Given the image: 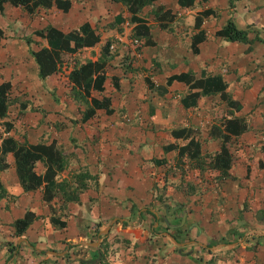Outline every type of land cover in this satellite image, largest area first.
<instances>
[{
    "label": "crops",
    "instance_id": "1",
    "mask_svg": "<svg viewBox=\"0 0 264 264\" xmlns=\"http://www.w3.org/2000/svg\"><path fill=\"white\" fill-rule=\"evenodd\" d=\"M229 1L193 0L189 7L176 0L144 4L136 15L144 19L153 43L139 48L133 44L128 3L70 0L66 12L43 8L68 15L57 22L74 25L49 26L67 32L87 22L99 34L93 47L73 53L81 51L78 65L103 61L101 88H91L92 75L86 95L84 85L70 82L72 95L62 94L60 71L39 79L25 39L0 38V55L6 52L18 60L20 74L14 83L25 81L23 98L28 100L23 109L22 99L13 103L16 113H22L20 121L0 138L28 144L53 140L65 153L66 175H88L81 177L83 185L74 199L63 201L55 193L46 201L42 186L23 189L12 155H5L7 166L0 170V264H264V0ZM167 8L173 18L166 28L159 27L154 14ZM206 8L213 13L194 28L193 17ZM227 19L246 29L254 42L235 43L215 35ZM197 34L202 39L191 44ZM106 40L110 44L103 55ZM147 48L157 51L147 53ZM180 48L197 59L179 57L183 63L172 70L165 56ZM28 71L34 74L32 86L26 82ZM179 73L194 80L219 76L230 101L200 90L189 98L193 89L168 80ZM6 80L14 89L12 79ZM53 91L57 97L47 99ZM90 98L106 99L109 111L94 109L83 118ZM40 102L46 104L43 111ZM189 139L197 146L178 154ZM32 170L41 174L44 166L36 161ZM64 177L58 171L55 180ZM26 211L36 218L15 234L12 222Z\"/></svg>",
    "mask_w": 264,
    "mask_h": 264
},
{
    "label": "trees",
    "instance_id": "2",
    "mask_svg": "<svg viewBox=\"0 0 264 264\" xmlns=\"http://www.w3.org/2000/svg\"><path fill=\"white\" fill-rule=\"evenodd\" d=\"M117 1V0H113ZM123 3H128L127 11L129 12V21L133 23L132 26V37L135 39L136 48L144 45H151L153 42L151 40V35L149 28L146 25L144 19L136 15L138 9L144 4L151 2L153 0H119ZM177 4L184 7L191 6L193 0H176ZM9 4L12 7H20L28 14H31L37 8H49L54 6L61 12H66L70 7V0H0V12L3 10V5ZM213 11L206 8L200 11L193 17V27L198 28L201 24V19L212 14ZM155 19L158 22L159 27L168 26L173 18V14L167 8L163 11H158L155 14ZM165 20V24L163 21ZM215 35L222 37L228 41H247V30L242 28H237L231 19H227L224 25L216 30ZM33 34L41 39L45 40L46 45L40 46L35 50L30 51L35 65L36 74L39 78L47 77L53 73H56L61 68V65L66 63L77 50L81 48L93 47L99 41V34L94 28L90 26L89 23L83 22L76 29L69 30L67 32H62L61 30L53 27L46 26L42 29L34 30ZM1 35V31H0ZM202 37L199 34L195 35L191 39V44L199 42ZM142 40V41H141ZM109 41L106 40L102 47L101 52L103 55L108 53ZM103 61H90L86 60L79 65H74L68 72L67 78L73 86L83 87V95L87 94V85L91 76L93 75V82L91 88L100 89L102 82L105 78L102 73ZM114 80V77H112ZM168 80L182 81L188 85L189 89H193L187 93L189 98H195L198 96L199 90L202 93H215L217 92L220 97L227 100V95L224 92V85L222 84L219 76H206L203 79H193L187 73H179L168 77ZM87 83V84H86ZM72 86V87H73ZM90 86V84H89ZM11 83L6 80L0 82V119L5 117L8 108V92L10 91ZM75 88V87H74ZM228 102L230 100H227ZM90 108L86 109L84 117L91 116L94 109L103 108L106 112L108 109V102L106 99H95L90 98ZM26 105L23 104L21 109ZM239 109V108H238ZM22 113L17 112L14 120L12 122L3 121L4 131H9L14 124H18L20 121ZM223 128L228 129V121L225 122ZM179 135H182L179 131ZM197 146L192 139H189L187 143L178 149V154H181L188 147ZM10 153L14 159L15 169L17 176L23 189L31 190L39 186H42V199L50 200L52 196L58 193H62L63 185L65 181H56L55 177L58 171L62 170L65 165V158L62 152L55 147V143L51 140L49 143L37 142L35 144H28L25 142H18L10 136H5L0 138V170L6 168L5 155ZM224 154V151H220ZM215 161H219L218 155L214 156ZM40 161L44 170L41 174H35L32 170L34 163ZM264 161V149L263 157L261 159ZM88 176L87 173L77 174L76 177L78 181L74 185L75 190L69 197H62L63 201H69L75 198L76 190L82 184L81 177ZM2 189L0 185V195ZM63 194V193H62ZM58 217V216H57ZM36 218L30 211H26L21 218L15 219L12 224L14 226L15 234H21L24 229L29 225V223ZM51 221L57 220L58 218L51 217ZM58 221L59 226H63L62 221Z\"/></svg>",
    "mask_w": 264,
    "mask_h": 264
},
{
    "label": "rangeland",
    "instance_id": "3",
    "mask_svg": "<svg viewBox=\"0 0 264 264\" xmlns=\"http://www.w3.org/2000/svg\"><path fill=\"white\" fill-rule=\"evenodd\" d=\"M73 3H113V1L111 0H72ZM111 1V2H110ZM240 0H230L229 3L233 4L235 3V5H237V3ZM115 3V2H114ZM79 5V4H78ZM105 4H103L104 6ZM234 5V6H235ZM77 12H81L80 9L77 8ZM68 15L66 14H62L61 12H58L54 9H43V8H37L36 10H34L31 14H28L27 12H25L22 8L20 7H12L9 4H4V8L2 10V12H0V31H1V35L0 38L3 36L6 37H20L25 39L26 44H27V49L25 51H27V54L30 55V51L31 48H37L39 46L42 45V43H44V41H41V39H39L38 37H36L33 34L34 30H38V29H42L46 26L49 25H54L57 26L59 28H63V29H71L72 27H74L73 24H71L70 26H67V20H68ZM60 17V18H59ZM66 18L67 20L63 21V22H57L62 18ZM192 21V20H191ZM76 28V26H75ZM114 31H116V29H112ZM66 31V30H64ZM127 31L125 28L121 27V32H125ZM169 33V32H168ZM158 36V34H157ZM156 36V37H157ZM34 38L36 40H34ZM157 40L159 38H156ZM253 39V38H252ZM255 40V39H253ZM252 40H249L247 38V45H249L248 43H250ZM172 42V41H171ZM235 43H240L239 41H234ZM243 42V43H246ZM254 42V41H253ZM251 42V44L253 43ZM31 43V44H30ZM167 43V42H166ZM165 43V47H167V44ZM159 44V41L158 43ZM250 46H248L249 48ZM0 50L1 46H0ZM147 53H151V52H156L157 49L153 48H147L146 49ZM17 51L19 52V48L17 49ZM81 51L77 52L76 55L71 56V58L64 63L63 65H61V68L59 69L61 76L63 77V81H61V83L63 84L62 89V94H64L65 96L68 95H72V91L69 88V81L67 80V75L69 70L71 69L72 66L77 65L81 59ZM1 54V53H0ZM19 54V53H18ZM11 56V57H10ZM13 56V57H12ZM184 57L186 58H195L197 59V57L191 55V53H189L188 51L185 52L184 50H182V48L180 49H175L172 51V55L170 56H165V65L169 64L171 66L172 70H177L181 64L183 63V58H179V57ZM16 56L12 55V54H8L6 55V52H4L2 55H0V81H4L6 79H8V77L13 81V87L14 89L10 88V91L8 92V108L5 114V117L7 120H13V117L16 114V111L18 109L17 104H13V103H17L18 102V98L22 99L23 102H25V105L27 104L28 100H25L23 97L27 96V90H26V86L25 81H20V82H15V80L17 79L16 77L19 76L20 72L18 71V68L15 66L16 63L18 64V60L14 59ZM21 57H23V55H21ZM32 57V56H31ZM172 58L171 60L167 59V58ZM175 58V59H174ZM186 59V60H188ZM22 62V66L23 69L28 70L29 69V65L27 64L26 60L21 59ZM14 63V64H13ZM11 64V65H8ZM10 70H8V68H10ZM33 72L32 71H28L27 72V79L26 82H31L29 84H31V86L34 84L32 78H33ZM39 79H43V78H39ZM68 81V82H66ZM44 82V81H43ZM68 89V91H66L65 88ZM14 90H17V93L14 94ZM264 93V89L262 90ZM50 93V92H49ZM47 93L48 95L46 96L47 99H51V98H56L57 96L55 95V91H53V95ZM11 94V95H10ZM264 95V94H263ZM19 96V97H18ZM22 97V98H21ZM51 97V98H50ZM59 98V96H58ZM41 103V102H40ZM52 105V107L55 106V101H51L50 102ZM12 104V105H11ZM42 106H40V104H38V108L43 111V106H46V104L44 102L41 103ZM62 108L63 106L60 105ZM81 107V105H80ZM20 108V107H19ZM30 108L32 110V106L30 105ZM3 119V118H1ZM4 121V120H3ZM0 122V135L2 132H4V123ZM65 157V153L63 154ZM5 158V157H4ZM67 160H65V165H66ZM62 170L59 171V173L62 171L63 174H65V177L63 178V180L65 181L64 185H63V191H62V197H69L73 191L75 190L74 188V184H72V181L77 182L78 178L80 177H74V174H70L68 173L66 175V170H65V166ZM64 170V171H63ZM80 174V173H79ZM67 176H70L69 178L66 179ZM62 180V181H63ZM61 201V199H59ZM131 203H136V201H131Z\"/></svg>",
    "mask_w": 264,
    "mask_h": 264
}]
</instances>
